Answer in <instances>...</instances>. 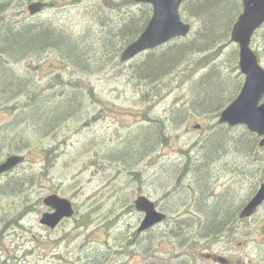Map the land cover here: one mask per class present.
Here are the masks:
<instances>
[{
  "label": "rangeland",
  "instance_id": "obj_1",
  "mask_svg": "<svg viewBox=\"0 0 264 264\" xmlns=\"http://www.w3.org/2000/svg\"><path fill=\"white\" fill-rule=\"evenodd\" d=\"M122 1L52 0L41 17L31 19L23 2L8 0L1 16L15 25L53 23L76 37L88 36L91 26L92 44L101 39L93 20L96 13L113 19L126 10L114 11L104 2ZM237 5L239 15L241 0ZM182 16L192 26L188 36L192 41L197 20L188 12ZM110 25L106 30L111 33ZM263 35V29L255 33L251 48L264 67ZM145 56L146 52L121 65L117 57L103 66L74 68L57 51L48 50L13 65L49 104L73 107L74 102L65 98L74 95L80 105L77 114L60 120L53 131L41 134L28 122L8 136L5 128L18 120L27 98H0V163L14 154L26 158L0 177V264H92L94 260L143 264L153 258L168 264H219L212 257L260 264L264 260V204L251 219L238 221L240 207L264 184V148L248 157L229 154L218 166L213 163L196 172L203 160V142L217 130L220 112L241 89L238 47L227 42L195 51L173 70L138 79L132 68ZM215 70L224 92L232 90L224 94L219 89L218 95L208 98L210 92L201 82ZM206 99L210 101L205 106ZM14 135L19 136L18 144H13ZM27 137L33 144L30 150H25ZM125 147L129 154L121 157ZM44 150L51 151L45 156ZM32 172L36 181L24 192L5 190L9 178ZM54 194L71 203L74 215L51 230L39 221L52 212L43 199ZM138 196L149 198L166 214V221L138 233L143 218L134 205ZM203 197L207 200L201 204ZM225 201L238 207L236 219L218 233L204 230L203 205L205 209L213 204L210 210H218ZM175 225L179 230H173Z\"/></svg>",
  "mask_w": 264,
  "mask_h": 264
},
{
  "label": "trees",
  "instance_id": "obj_2",
  "mask_svg": "<svg viewBox=\"0 0 264 264\" xmlns=\"http://www.w3.org/2000/svg\"><path fill=\"white\" fill-rule=\"evenodd\" d=\"M7 3L8 0H0V98L3 101H9L20 95H24L27 98L18 120L5 128L8 136L28 122L35 125L41 134L48 132L49 129L53 131L57 128L60 120L69 114H77L80 105L78 97L74 95H69L65 98L67 102H74L73 107L68 106L71 105L69 103H65L64 105L49 104L50 100L37 96L30 89L31 83L28 78L19 76L15 72L12 68L14 64L30 60L33 56H40L48 50L57 51L62 56L61 59L74 68L86 67L96 63L99 66H103L114 61L116 62V58L120 56L122 50L145 29L152 12L150 5L141 3L138 0H123L119 5L104 2L108 8L114 11H118V9L121 11L126 10V13L115 14L113 15V19L112 17L106 19V16L97 12L93 20L94 25L99 28L97 31L100 32L101 39L95 40L90 44L91 36L89 35H91V26L88 36L76 37L70 33L64 34L63 27L53 23L39 26L29 24L15 25L11 19L1 16L5 11ZM98 7L96 6V8ZM187 12L197 20V30L192 36V41H188L189 33L186 37L173 39L158 48L146 51L145 60L139 63V66L132 68L134 77L138 79L154 77L157 74L167 72L169 69L173 70L190 53L195 51L204 52L215 45L230 42V32L239 13V5H237V0H185L180 8L182 19V13L185 15ZM109 24L113 27L111 30L114 33L106 30ZM262 29L264 30V26ZM118 42H122V44L112 49ZM121 64L124 63L120 62L119 65ZM207 66H203L202 68ZM220 80L222 81L216 70L211 76L210 74L204 76L201 83H206L207 93L210 92V94H207L208 98V95H218L220 90L224 94H228L232 90L230 88L231 90L228 89L229 91L224 92L225 86H222L223 82ZM209 101V99H206L204 105L206 106ZM222 105L211 109L215 110ZM14 108L15 106L11 109ZM60 108H62L61 113ZM11 138L15 142L13 144L19 143V136L14 135ZM25 141V150L32 149L33 144L31 139L27 137ZM257 141V137L244 128L232 129L219 126L203 142L200 148V155L203 156V160L196 167V172L200 173L202 169H208V166H211L213 163L218 166L219 160L222 157L232 153L244 155L245 157H248L250 154H256V151L260 149ZM48 151L51 150H44L45 156H47ZM124 154H129L126 147L121 157L125 156ZM36 178L37 175L33 172L26 173V175L18 179L15 175L9 178L3 185H6L5 190L9 193H21L24 192L26 186L34 184ZM205 189L208 190V187L205 186ZM218 197L228 200L229 196L220 194ZM206 200L207 198L203 197L201 204ZM211 206L204 209L203 205L202 213L206 219L204 230L211 231V233L215 231L219 232L220 229H223L232 221L234 218L233 214L238 207H232L229 201L221 202L218 210L216 208L210 210ZM178 228L179 226L175 225L173 230H179ZM85 261L88 262L89 259L86 258ZM92 264H100V262L94 260ZM143 264L168 263H165V260L158 261V258H153Z\"/></svg>",
  "mask_w": 264,
  "mask_h": 264
},
{
  "label": "water",
  "instance_id": "obj_3",
  "mask_svg": "<svg viewBox=\"0 0 264 264\" xmlns=\"http://www.w3.org/2000/svg\"><path fill=\"white\" fill-rule=\"evenodd\" d=\"M139 1L151 6V17L142 33L121 52V63L173 39L186 37L192 29L180 16V8L185 0ZM46 5L31 3L27 7L29 15L41 12ZM241 5L242 11L231 28L230 41L238 47V68L244 82L236 98L220 112L217 123L231 128L244 126L258 137L259 148H264V67L251 48L253 35L264 25V0H241ZM24 160V156L18 154L7 157L0 163V177L21 165ZM263 203L264 184H261L241 209L239 218L252 217ZM43 205L52 212L44 213L39 223L51 230L74 215L71 203L56 194L45 197ZM134 205L136 211L143 214L138 233L145 232L166 219V214L159 211L145 196L137 197Z\"/></svg>",
  "mask_w": 264,
  "mask_h": 264
},
{
  "label": "flooded vegetation",
  "instance_id": "obj_4",
  "mask_svg": "<svg viewBox=\"0 0 264 264\" xmlns=\"http://www.w3.org/2000/svg\"><path fill=\"white\" fill-rule=\"evenodd\" d=\"M19 1L24 3V5L26 6V10H27L28 5H30L31 3L40 2V3H46L47 4L46 7L41 12H39L37 14H34V15H29L28 14L31 19H36V18L41 17V15H43L49 9L50 5H52V0H19ZM27 12H28V10H27ZM237 212L238 211H235V213L233 214V217L235 219H236V216H237ZM251 218H248V219H251ZM248 219H245V220H248ZM245 220L244 219L243 220H239L238 219V221H240V222H243ZM206 257L208 258L209 255H206ZM212 260L218 261L219 264H238L236 261H234L232 259H229V258L228 259H224L222 257H217V258L212 257ZM260 264H264V260H262Z\"/></svg>",
  "mask_w": 264,
  "mask_h": 264
},
{
  "label": "bare ground",
  "instance_id": "obj_5",
  "mask_svg": "<svg viewBox=\"0 0 264 264\" xmlns=\"http://www.w3.org/2000/svg\"><path fill=\"white\" fill-rule=\"evenodd\" d=\"M12 1V0H11ZM18 1V0H17ZM19 3V2H18ZM14 5V4H13ZM18 5V4H17ZM57 10H55V12H56ZM56 15V14H55ZM50 17H52V16H50ZM55 17V16H54ZM46 19V18H45ZM45 19H43V20H45ZM58 20V19H57ZM39 21V20H38ZM40 22V21H39ZM192 27V26H191ZM139 197V196H138ZM244 206V205H243ZM245 220V219H244ZM136 233V232H135Z\"/></svg>",
  "mask_w": 264,
  "mask_h": 264
}]
</instances>
